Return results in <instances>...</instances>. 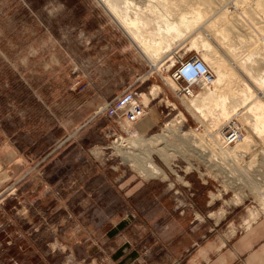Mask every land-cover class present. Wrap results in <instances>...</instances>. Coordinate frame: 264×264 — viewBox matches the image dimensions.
Returning a JSON list of instances; mask_svg holds the SVG:
<instances>
[{
    "label": "rangeland",
    "instance_id": "obj_1",
    "mask_svg": "<svg viewBox=\"0 0 264 264\" xmlns=\"http://www.w3.org/2000/svg\"><path fill=\"white\" fill-rule=\"evenodd\" d=\"M110 2L117 6L119 14L126 11L129 20L138 26L143 39L148 44L157 45L154 49L157 50L160 47L159 52L161 53L163 50L166 52L167 49H170L168 54L163 55L161 67L157 72H151L148 59L146 60L138 53L131 40L97 0H82L81 2L59 0L58 5L55 6L56 9L61 10V19L65 21L86 19L89 22V17L93 16L92 14L96 16L97 26L92 24L87 29L89 31L87 37L80 38V40L70 38L71 33L75 31L72 28L62 29L63 38L55 39L52 29L44 27L40 22L42 17L32 10L30 1L0 0V39L4 38V32L11 26L12 21L26 17L36 20L44 29L47 37L45 41L46 54L41 66V68L43 67L41 71L43 73L45 71L46 74L45 84H60L65 97L84 95L87 91V97L92 96L94 104L100 103L99 107L103 101H109L119 94L124 89V85L133 83L137 76L142 77L148 72L149 75L153 74L148 79L141 78L135 85L141 98L142 95L147 96L151 110L157 111L160 116L157 119V125L149 133L143 134L146 135L144 140H148L150 136L158 133L162 124L167 120L160 114L162 111L164 113L166 111L164 110L166 100L175 105L178 111L184 113L187 119L186 128L194 129L200 124L192 114L200 117L203 121L206 120V123L200 124L202 131L204 127L212 123H215L216 127H223L227 121L235 117L245 130V139L255 135L247 147L236 149L232 155L236 165V175L242 177L251 172L250 176H253V180H251L253 186L250 192L244 193L242 188H238L234 191V198L230 193L224 194L214 182L210 181L207 186H203L196 177L191 176L188 179L189 186L182 187V184H177L176 188L178 189L176 190L180 194L175 195V190L169 188V183L160 181L159 178L152 180L148 179L149 176H145V178L141 176L143 179L136 177L128 166L121 164L119 156L123 160L122 153L119 155L110 149L99 154L98 149L112 141L104 136L105 129L108 127L114 129L112 124L102 116L101 121L94 122L95 124L93 123L88 129V135L79 136L78 133L73 135L68 130L69 134L66 137L54 143L41 145V147L50 146L51 150L57 149L47 159L24 156L27 164L21 166L20 174L12 180L8 175L10 164L6 165L1 159L2 150L7 142L11 141L9 139L11 133L8 131L9 126L6 121L5 93H3L6 80L5 69L0 73V199L12 198L21 201L22 207L17 205L12 215L20 213L17 216L23 217L34 205L32 199L35 198V195L38 196L40 181L45 180L48 184L45 186L47 188L45 193L47 191L50 195L57 197L58 201L63 196L61 194H65L66 191L72 194V212L83 214L77 219V227H84L86 233L95 236V243L107 257L105 260L107 262L102 264H111L108 257L111 256L112 251L101 240V230L112 214L121 217L122 223L126 224L124 226L126 241L129 243L136 241L139 243L138 245H145V248H148L149 237L142 240L144 238L142 230L144 229L145 234H148L146 233V228H148V231H153L158 243L165 249L167 261L165 264H184L185 256L188 255V261H190L201 249L206 251L218 248L243 231L255 219L264 218V191L260 193L264 190V133L259 134L251 127L253 116L248 111L250 105L243 104V99L238 96H231L227 99L226 108L229 115L224 123L219 124L218 120L222 114L220 107L215 105V102L219 100V95L218 93L212 94L214 85L211 89L201 92L197 89L195 93L199 92L198 100L191 106H187L186 101L180 102L166 84L169 74L174 69H171L169 74H166L165 70L171 67L173 60H170L171 57L175 59L189 58L198 54L203 58L204 55L208 62L203 59L208 64L210 61L218 64L227 63L232 67L231 69L234 68L231 63L239 64L242 59L243 61L240 63H243V67L239 65L234 68L235 73L253 91L260 92L255 79H260L264 75V0H110ZM77 3H83V13L86 11L87 17L81 14L74 18L75 9L78 7ZM93 11L95 12L93 13ZM194 14H200L201 19L191 29L186 30L183 26L180 27L181 36L179 38L174 34H164L167 22L179 24L181 18L191 22ZM47 15L49 17V14ZM50 15L52 14L50 13ZM204 42H206L205 46L202 45ZM192 44L195 46L193 47ZM4 48L5 41L2 40V44H0L1 60L11 67L16 79L26 86L25 77L17 73L14 64L5 59L4 51H2ZM83 49H87L86 55L84 52L81 53ZM212 70L214 71L213 68ZM162 78L166 81H162ZM238 86L241 85L234 84L230 88L225 85L224 90L228 89L230 92H234ZM153 88L158 90L152 94ZM205 92L210 95H204ZM262 100L264 102V96ZM45 109L56 125H61L60 118L53 114V109L47 106ZM68 111L74 112L71 108L62 109L63 114ZM63 127L65 126L63 125ZM35 135L36 133H30L27 138L32 142L36 140L41 142L40 136L33 138ZM67 138H69L68 142L63 144L62 142ZM29 140H20L19 138L16 140L21 152L29 149L27 146ZM129 142L130 140L128 144ZM70 143L72 145H69ZM130 150L128 151L130 154H127L129 157L134 153L137 154L135 150L131 148ZM151 159L158 168L165 171L171 181L175 180V177L170 174L171 169L165 167L169 166L167 159V163L164 164L157 153H153ZM132 170L137 172L134 168ZM255 177L258 180H255ZM17 179L18 181H16ZM60 180L69 186V188L64 187L65 191L63 190V192L55 190L56 184ZM22 183L26 184L20 186ZM51 183L54 186H49L52 185ZM136 184L138 186L134 187ZM29 187H32L33 194L25 193L26 188ZM216 190H221V201L216 202L211 206L212 208L208 209L206 208L209 202L208 197L212 195V198L217 199L214 197ZM181 196L188 199V203L192 205L200 218L194 219L188 207L183 209L184 217H179L176 214L181 211V207L176 209L178 206L176 201ZM222 201H226L230 208L225 209ZM64 205L67 207V203ZM196 205L198 211L195 209ZM238 210L242 211L241 214L235 220L226 222L224 227H221L226 218ZM130 212L135 215V219L127 220L125 218ZM15 220V218L13 221L11 220L8 225L15 224ZM23 230L16 237L31 240L32 235L37 232V227L29 225ZM46 240L48 239L46 238ZM6 245L10 246L11 243L7 242ZM119 245L120 241L112 244L113 248ZM145 248L142 247V250L144 251ZM44 249L47 252L59 253L60 263L66 264V260L72 261L69 257L71 252L68 249L59 251V247L52 242L51 245L46 244ZM80 254L75 256L73 253L78 264H91L90 261L86 262L81 258ZM198 262L200 263V260L195 261V264Z\"/></svg>",
    "mask_w": 264,
    "mask_h": 264
},
{
    "label": "crops",
    "instance_id": "obj_2",
    "mask_svg": "<svg viewBox=\"0 0 264 264\" xmlns=\"http://www.w3.org/2000/svg\"><path fill=\"white\" fill-rule=\"evenodd\" d=\"M28 1L31 3L32 10L42 17L40 22L44 27L52 29L55 39L61 40L63 38L62 29L65 28L75 29L71 33L70 38L80 40V38L84 39V37H87L89 33L87 29L91 27V21L87 22L86 19L71 22L62 20L61 10L55 7L58 5L59 0ZM47 14H49V17ZM46 39V33L40 24L28 17L12 21L11 26L4 32V38L0 39V44H2V40L5 41V48L2 50L4 51L5 59L14 64L17 73L24 76L27 81V87L22 85L16 79L11 67H8L0 57V73L6 69L3 93H5L6 101V121L9 126L8 131L11 133L9 137L11 141H8L2 150L1 159L6 165L10 164L8 175L12 180L20 174L21 166L27 164L24 156L47 159L57 149L51 150L50 146L41 147V145L50 144V142L54 143L66 137L69 131L73 135L77 133L79 136L88 135V129L94 122L97 123L102 118L101 116L94 117V109H97L100 103L94 104L93 97H87V91H85L84 95L65 97L62 94L60 84H45L46 74L45 71L44 73L41 71L43 69L41 66L43 57L46 54ZM86 50L83 49L81 53L84 52V55H86ZM130 84L132 83H127L123 88ZM49 85L52 86L50 87ZM45 106L53 109L52 112L60 118L61 125H56L50 114L46 112ZM64 108H71L74 112L68 111L63 114L62 109ZM158 117H160L158 112L152 111L148 117L136 125L137 132L140 134L149 133L157 125ZM30 133L39 135L41 142L39 140L35 142L29 140L27 135ZM18 138L20 140H29L27 145L29 149L21 152L16 141ZM69 145H72V143ZM34 154L35 156H32ZM89 169L92 170V168ZM61 180L57 182L55 190L63 192L64 187L69 188V186L67 183L63 184ZM66 181L69 180L66 179ZM40 182L41 184L38 185L40 187L38 196L32 199L34 205L23 217L17 216L20 213L12 215L17 205H20V208L22 207L23 203L21 201L12 198L0 199V264H63L59 262V253L47 252L44 249L46 244L51 245V242L59 247V251L68 249L71 252L69 257L75 264L78 263L73 253L75 256L81 253V258L86 262L90 261L91 264L107 262L105 261L107 257L104 256V253L101 252L95 243V236H90L89 233H86L84 227H77V219L83 214L72 212V194L66 191L65 194H61L63 196L58 201L57 197L50 195L47 191L45 193L47 189L45 186L48 185L47 181ZM24 184L26 183H22L20 186H24ZM49 186L52 187L54 184ZM137 186L136 184L134 187ZM29 192L34 193L32 187L26 188L25 193L29 194ZM66 194L68 195L66 196ZM36 202L38 205H35ZM65 203H67V207L64 205ZM206 208L210 209L212 207L206 206ZM195 209L198 211L197 205ZM131 214L134 216L131 219H135V215ZM112 216L113 214L101 230V240L112 251L111 256L108 257L109 263L165 264L167 262L165 249L158 243L152 230L148 231V228H146V233L148 234H145L144 229L142 230L144 234L142 240L149 237L150 244L148 248H145V245H138L139 243L136 241L129 243V241H126V234L124 233L126 224L122 223L121 217ZM14 218L16 219L15 224L10 223L12 226H9L8 223L11 220L13 221ZM29 225L37 227V232L32 235L33 238L31 240L18 239L16 236L19 232L24 231L23 229L29 227ZM117 241H120V245L113 248L112 244ZM122 241L123 243H121ZM7 242H10L11 245L7 246ZM142 247L145 248L144 251ZM159 252L162 253L160 257H158ZM188 257V255L184 257V264H195L197 260H200L198 264H264V218L255 219L243 231L220 247L206 251L201 249L197 251L190 261H188Z\"/></svg>",
    "mask_w": 264,
    "mask_h": 264
},
{
    "label": "built area",
    "instance_id": "obj_3",
    "mask_svg": "<svg viewBox=\"0 0 264 264\" xmlns=\"http://www.w3.org/2000/svg\"><path fill=\"white\" fill-rule=\"evenodd\" d=\"M170 60H172L171 67L167 68L165 73L169 74L171 69H174L168 78L175 83L176 89L171 88L172 93L180 102L197 97L199 93H195L197 89L201 92L204 88L209 89L213 86L215 73L210 65L198 54L189 58L182 57L175 59L171 57ZM148 73L142 77L137 76L132 84L125 87L113 99L103 101L101 106L94 112V117H104L116 130L115 132L114 129L112 130L109 127L105 129L104 136L106 139H112V141L105 146H101L98 149L99 154H103L111 149L120 155L130 150L128 147L129 140L145 139L146 135L139 134L136 130V125L148 117L152 110L149 106L150 101L148 104L143 103L141 94L135 85L141 78L145 77V79H148L153 75H149ZM162 81L165 82L163 78ZM164 110H166L165 113L162 111L160 114L167 120L162 124L158 133L152 136L159 138L155 147L161 149L162 154L169 161V166L165 167L171 169L170 174L175 177V180L171 181L160 167V171L164 173L165 177L157 174L148 179L159 178L160 181L169 183L168 186L171 190H175V195L180 194L176 190L178 189L176 188L177 184H182V187L189 186L188 179L191 176L196 177L203 186H207L210 181L214 182L222 189L224 194L230 193L232 197H234V191L238 188H242L244 193L250 192L253 186L251 182L253 179L250 176L251 172L242 177L237 176L234 161L229 157H225L227 150L231 149L233 152L235 145L242 142L245 138V130L235 117L222 129L217 127L210 131V129L208 130L204 127L202 131L200 124L194 129L186 128L187 119L184 113L178 111L176 106L169 103L168 100H166ZM68 140L69 138L65 139L62 143L64 144ZM229 155L231 156V154ZM119 157L122 165L128 166L136 177L143 179L137 172L132 170L131 166L123 162L121 156ZM254 179L258 180L256 177ZM214 197L217 199L212 198V195L208 197V207L221 201V190H216ZM222 203L225 205V209L230 208L226 201H222ZM176 204H178L176 209L181 207V211L176 212L179 217L185 216L183 209L188 207L194 219L200 218V215L193 209L192 205L188 203V199L184 198V196H181L176 201ZM131 218H134V216L128 213L126 219ZM65 263L75 264L71 260H66Z\"/></svg>",
    "mask_w": 264,
    "mask_h": 264
},
{
    "label": "bare ground",
    "instance_id": "obj_4",
    "mask_svg": "<svg viewBox=\"0 0 264 264\" xmlns=\"http://www.w3.org/2000/svg\"><path fill=\"white\" fill-rule=\"evenodd\" d=\"M97 1L100 3V5L106 11V13L111 17V19L115 23L118 24V26L124 32V34L131 40L132 44L137 48L138 53L140 55H142V57L144 56L146 58V60L148 59V61H149L148 64L151 68V72H157V70L161 67L160 63L163 61L162 60L163 55L165 53L168 54V51H170V49H167L166 52L163 50L164 52L162 51V53L159 52L160 47L157 50L154 49V47L157 45L156 44H148L143 39V36L141 35L138 26L134 22H131L129 20V18L126 14V11H124L122 14H119V12L117 10V6L114 3L110 2V0H97ZM200 19H201L200 14H194L191 22H187L184 18L180 19L179 24L167 22L165 24L164 34L165 35L174 34L175 37L179 38L181 36L180 27L183 26L186 30L191 29L192 27L195 26L197 21ZM202 45L205 46L206 42H204ZM192 46L194 47L195 44H192ZM203 58L208 62V59L204 55H203ZM234 60H235V58H234ZM241 61H243V60L241 59ZM240 62H239V64H236V65L234 63H231V64H233L234 68H237V66H239V65L243 67V63L241 64ZM209 64H210V66H212L211 68L214 69L215 74H216V81L213 84L214 90H213L212 94L218 93V95H219L218 102L214 101L215 105L219 106L221 109L222 115H221V118L218 120L219 124L224 123V121H226L227 116L229 115L227 108H226L227 99L231 96H238V97H241L243 99V104L248 103L247 105L248 106L250 105L248 111L253 116V119H252L253 125L251 127H253L257 133L263 134L264 133V102H263L262 98L264 96V75L260 79H257V78L255 79V83L258 86V90L260 91V92L256 93L255 91H253L248 85H246L239 78V76L234 71L235 69L234 68L231 69L232 67L230 65H228L227 63H224V64L219 63L218 64V63H214V62L212 63L210 61ZM226 68H228L229 70ZM248 74H250V73H248ZM166 84L170 88L176 89L175 83L172 82L169 78H167ZM234 84L241 85V86H238V89L234 90L235 93L230 92L228 89L224 90L225 85H227L230 88ZM153 89H154V90H152L153 92L151 91L152 94L158 90V89L156 90L155 88H153ZM209 89H211V88H209ZM204 90H207V88H204ZM206 94L210 95L208 92L204 93V95H206ZM237 94H239V95H237ZM197 97L189 99L188 101H186V105L191 106V104L193 102H196L198 100ZM142 98H143L142 101L144 104L149 103L147 96L142 95ZM192 116L197 121H199L200 124L203 125L204 123H206V120L203 121L200 119V117H196L193 114H192ZM231 120L227 121V123L230 122ZM206 128L208 130L210 129V131H212L213 129H215L217 127H216L215 123H212L210 125H207ZM219 129H222V127H219ZM253 138H255V135H251L250 137H247L246 139L244 138V140L242 142L235 145V148H233V152L231 149L227 150L225 157H229L230 159H232V155H234V152L236 151V149L240 150L241 148H243L245 146L247 147V145L249 143H251L250 140ZM157 141H159V138L157 136H152L148 140H142V139L130 140L128 147H129V149L131 148L132 150H135L137 152V154H135L133 152L134 154L132 156L130 155V157H129V155H127V154H130L129 152H125L124 154L122 153L123 161L128 163L132 168H134V170H136L140 174V176H142L144 178H145V176L152 177V176H156L157 174H160L161 176L165 177L164 174L160 171V168H158L154 164L153 160L151 159V155L153 153H157L159 155V157L161 158V160L165 164L167 163L165 155L162 154V150L161 149L157 150L155 147L156 146L155 144L157 143ZM137 145H138V147H137ZM134 146H136L137 148ZM151 148L152 149L154 148V149L152 150ZM244 150H241V151H244ZM229 154H231V156ZM241 160H243V159H241ZM248 162H249V160H248Z\"/></svg>",
    "mask_w": 264,
    "mask_h": 264
},
{
    "label": "trees",
    "instance_id": "obj_5",
    "mask_svg": "<svg viewBox=\"0 0 264 264\" xmlns=\"http://www.w3.org/2000/svg\"><path fill=\"white\" fill-rule=\"evenodd\" d=\"M82 0H77V2H81ZM86 1H90V0H86ZM78 4V7H76V9H75V14H74V18H75V16H80L81 14H83L84 15V17H87V13H83V11H84V5H83V3H77ZM77 6V5H76ZM95 11H93V13H94ZM93 16H91V17H89V20L88 21H91V24H93V25H95V26H97L96 24H98L97 22H98V20H97V18H96V16L94 15V14H92ZM95 16V17H94ZM36 136H39V135H35L33 138H35ZM39 148H40V146H39ZM35 198L37 197L36 195L34 196ZM35 205H38V203L36 202L35 203ZM36 208H37V206H36ZM241 212L242 211H240V210H238V211H234L232 214H230L227 218H226V221L225 222H223V224H221V227H224V223H228V222H230V221H233V220H235V218L238 216V215H240L241 214ZM124 228V227H123ZM160 254H162V253H160ZM160 254L158 255V257H160Z\"/></svg>",
    "mask_w": 264,
    "mask_h": 264
}]
</instances>
